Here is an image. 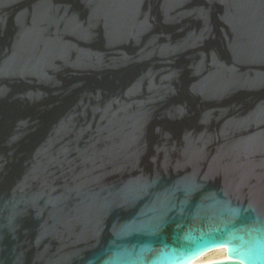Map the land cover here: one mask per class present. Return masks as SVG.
Returning a JSON list of instances; mask_svg holds the SVG:
<instances>
[{"label":"water","instance_id":"95a60500","mask_svg":"<svg viewBox=\"0 0 264 264\" xmlns=\"http://www.w3.org/2000/svg\"><path fill=\"white\" fill-rule=\"evenodd\" d=\"M219 248L264 264V0H0V264Z\"/></svg>","mask_w":264,"mask_h":264},{"label":"bare ground","instance_id":"6f19581e","mask_svg":"<svg viewBox=\"0 0 264 264\" xmlns=\"http://www.w3.org/2000/svg\"><path fill=\"white\" fill-rule=\"evenodd\" d=\"M229 257L226 254L225 248H219L209 253L204 254L195 261H198L199 264L214 263L219 261H227Z\"/></svg>","mask_w":264,"mask_h":264},{"label":"snow or ice","instance_id":"6c2138e0","mask_svg":"<svg viewBox=\"0 0 264 264\" xmlns=\"http://www.w3.org/2000/svg\"><path fill=\"white\" fill-rule=\"evenodd\" d=\"M184 238H185V240H190L191 239V235L187 234V235H185ZM193 249L194 250H190L189 251V254L187 256H185L184 259L191 260V259L195 258V256L199 255L200 250L196 249L195 246H193ZM172 258H175L174 254H173Z\"/></svg>","mask_w":264,"mask_h":264},{"label":"clouds","instance_id":"9594fccd","mask_svg":"<svg viewBox=\"0 0 264 264\" xmlns=\"http://www.w3.org/2000/svg\"><path fill=\"white\" fill-rule=\"evenodd\" d=\"M191 264H199V262L198 261H193V262H191Z\"/></svg>","mask_w":264,"mask_h":264}]
</instances>
